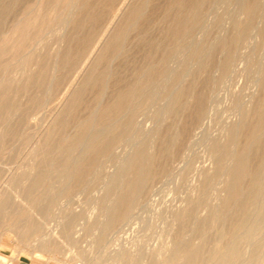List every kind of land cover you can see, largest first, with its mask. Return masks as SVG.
Masks as SVG:
<instances>
[{"label": "rangeland", "instance_id": "rangeland-1", "mask_svg": "<svg viewBox=\"0 0 264 264\" xmlns=\"http://www.w3.org/2000/svg\"><path fill=\"white\" fill-rule=\"evenodd\" d=\"M263 86L264 0H0V264H264Z\"/></svg>", "mask_w": 264, "mask_h": 264}, {"label": "bare ground", "instance_id": "bare-ground-1", "mask_svg": "<svg viewBox=\"0 0 264 264\" xmlns=\"http://www.w3.org/2000/svg\"><path fill=\"white\" fill-rule=\"evenodd\" d=\"M201 1L202 0H198V2H201ZM263 88H264V86H263ZM125 98H130V93H126ZM121 105H122L121 103L118 104L117 108H121L122 107ZM109 111H110V108H105L104 111L102 112L103 116L109 114L110 113ZM258 113L260 115V121L253 127V131L251 134V139L253 141H257V137H256L257 133L260 130L264 129V108H260ZM110 138H104V139H102L101 142H98V144H96L97 142L94 143V146L92 145L93 147H92V149L91 148L90 149L95 154H97L96 152H98L100 150L104 151L105 149H107L109 147V145L111 143L112 139H110ZM245 164H246V159L244 158V156H239V158L237 159L238 167L239 168L244 167ZM134 169L137 170V174H138V176H140L141 171H140V168H139L137 162H135V164H134ZM240 180H241V173H239V172L235 173L233 175L232 181L230 183V186L232 188L230 197H232V198L238 197ZM126 209H127V200L124 199L123 197H121L117 206L115 207V211H114L115 216H123L126 212ZM215 256L217 257L216 260L213 259L216 261V262H214L215 264H230V263H232V261L236 257V252H235V250L229 251V253L226 255V257H222V258H218V256L216 254H215ZM238 257H239V255H238ZM124 258H126L125 255H124ZM13 264H16V263H13Z\"/></svg>", "mask_w": 264, "mask_h": 264}]
</instances>
